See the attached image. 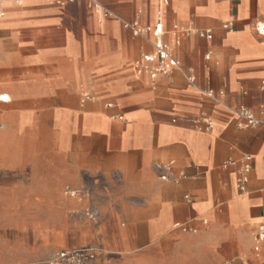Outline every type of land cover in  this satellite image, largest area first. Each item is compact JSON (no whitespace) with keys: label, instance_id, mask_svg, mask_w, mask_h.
<instances>
[{"label":"crops","instance_id":"1","mask_svg":"<svg viewBox=\"0 0 264 264\" xmlns=\"http://www.w3.org/2000/svg\"><path fill=\"white\" fill-rule=\"evenodd\" d=\"M19 1L0 17V264L86 245L100 249L94 264H264L251 241L264 224V128L229 114L264 120V0H168L164 41L180 69L153 81L132 70L152 47L126 24H153L157 0ZM173 24L212 39L174 46ZM246 156L240 192L223 164Z\"/></svg>","mask_w":264,"mask_h":264},{"label":"built area","instance_id":"2","mask_svg":"<svg viewBox=\"0 0 264 264\" xmlns=\"http://www.w3.org/2000/svg\"><path fill=\"white\" fill-rule=\"evenodd\" d=\"M17 1V0H14ZM66 1L70 0H57L58 5H63ZM87 2L88 8H95L93 0H83ZM168 5V0H157V11L155 14V20L152 25L141 26L136 20L133 23L126 24V27L131 31V34L135 38H141L149 42L152 47V52L150 54H142L133 64L132 70L137 76L147 75L150 80H155L157 76L169 74L175 69H180V65L173 55V47L164 41L165 29H164V19H165V8ZM2 12L0 9V17ZM108 14L105 13L104 17ZM257 28L264 29V25H258ZM171 37L174 46H179L183 37L189 35H196L198 38L205 39L206 41H211L212 36L208 31H192L189 29H183L177 24H173L168 32ZM189 84H193V78L188 76ZM204 96L212 101L218 102L219 99L211 92H204ZM222 97V93H218V98ZM84 98H87L84 95ZM229 114L232 120L236 122L238 128H249L261 126L264 128V120L255 117L249 110L245 108L231 109ZM201 121L205 124V129L210 130L212 128L211 120L203 114L201 116ZM3 126L0 125V130ZM250 157H243L240 162H235L233 160L226 161L224 167H237L235 172L236 176V188L240 192H244V187L248 179V174L251 169ZM165 170L169 171L168 166ZM165 177H161V180H165ZM66 194L69 196H84L89 197L87 192L71 191L66 189ZM85 216L91 220L96 219V214L87 210ZM252 241V251L256 258H258L262 251L264 250V224L260 225L251 237ZM100 249L96 246H87L84 248L57 252L54 253L47 261L43 264H94L96 257Z\"/></svg>","mask_w":264,"mask_h":264},{"label":"rangeland","instance_id":"3","mask_svg":"<svg viewBox=\"0 0 264 264\" xmlns=\"http://www.w3.org/2000/svg\"><path fill=\"white\" fill-rule=\"evenodd\" d=\"M17 1H19V0H17ZM19 2H20V1H19ZM14 4H15L14 0H0V9H2V7H5V6H7V5H12V6H14ZM151 25H152V24H151ZM138 54H139V53H138ZM137 56H138V55H137ZM137 56H136V57H137ZM136 57H135V58H136ZM4 83H5V81H2V82L0 81V85H2V84H4ZM1 94H6V93L0 91V95H1ZM0 104H1V103H0ZM3 113H4L3 109L0 108V116H1ZM0 123H2V122L0 121ZM15 147H16V140L13 139V140H12V145L9 147L8 151H13V152H15V151H16V148H15ZM0 151H1V148H0ZM87 246H90V245H86V246L78 247V248H74V249L84 248V247H87ZM74 249H72V250H74ZM60 252H63V251H60ZM56 253H57V252H56ZM53 254H54V253H53ZM53 254H52V255H53ZM52 255H51V256H52ZM51 256H50V257H51ZM50 257H49V258H50ZM49 258H48V259H49ZM48 259H47V260H48ZM47 260H46V261H47ZM43 263H44V262H43Z\"/></svg>","mask_w":264,"mask_h":264},{"label":"bare ground","instance_id":"4","mask_svg":"<svg viewBox=\"0 0 264 264\" xmlns=\"http://www.w3.org/2000/svg\"><path fill=\"white\" fill-rule=\"evenodd\" d=\"M260 32L261 33H264V29H260ZM133 45V44H132ZM134 47H135V45H134ZM133 50V49H132ZM0 101L1 102H6V103H8V101H10V97L8 96V95H6V94H1L0 95Z\"/></svg>","mask_w":264,"mask_h":264}]
</instances>
